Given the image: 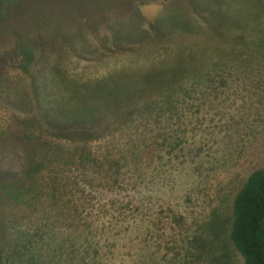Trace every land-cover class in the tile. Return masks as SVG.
I'll list each match as a JSON object with an SVG mask.
<instances>
[{
    "label": "rangeland",
    "instance_id": "374dc122",
    "mask_svg": "<svg viewBox=\"0 0 264 264\" xmlns=\"http://www.w3.org/2000/svg\"><path fill=\"white\" fill-rule=\"evenodd\" d=\"M263 165L264 0H0V180L35 169L11 232L47 219L87 264H244L231 206Z\"/></svg>",
    "mask_w": 264,
    "mask_h": 264
},
{
    "label": "trees",
    "instance_id": "16d2710c",
    "mask_svg": "<svg viewBox=\"0 0 264 264\" xmlns=\"http://www.w3.org/2000/svg\"><path fill=\"white\" fill-rule=\"evenodd\" d=\"M24 138L29 142L27 147L35 149L34 137L26 135ZM81 150L79 148V151ZM34 171L35 169L28 168L24 173L13 172L11 181L0 180L1 196L5 199L0 200V206H3L4 211L8 207L18 205L30 206V194L27 192L30 193L31 190L20 185L19 180L24 184L28 177L25 175L31 178ZM231 211L229 238L244 264H264V165L251 171L246 177L234 195ZM4 224L0 221V264H87L79 253L74 250L71 252L68 248L73 246L72 242H69L70 245H64V238L58 241L59 236H53V231L57 228L47 219L36 226V230L42 234L38 240L44 238L40 245L38 240L34 241L18 232H11V226ZM16 225L15 222L14 226Z\"/></svg>",
    "mask_w": 264,
    "mask_h": 264
}]
</instances>
